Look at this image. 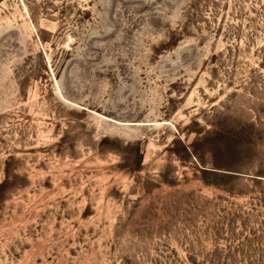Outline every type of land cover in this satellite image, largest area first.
<instances>
[{
	"label": "rangeland",
	"instance_id": "rangeland-1",
	"mask_svg": "<svg viewBox=\"0 0 264 264\" xmlns=\"http://www.w3.org/2000/svg\"><path fill=\"white\" fill-rule=\"evenodd\" d=\"M6 180L0 264H264V0H0Z\"/></svg>",
	"mask_w": 264,
	"mask_h": 264
},
{
	"label": "trees",
	"instance_id": "trees-1",
	"mask_svg": "<svg viewBox=\"0 0 264 264\" xmlns=\"http://www.w3.org/2000/svg\"><path fill=\"white\" fill-rule=\"evenodd\" d=\"M197 154V153H196ZM9 176V173L7 172V177ZM8 187V180H6L5 182H3L1 185H0V191H2L0 193V203L4 200L5 198V189Z\"/></svg>",
	"mask_w": 264,
	"mask_h": 264
},
{
	"label": "water",
	"instance_id": "water-1",
	"mask_svg": "<svg viewBox=\"0 0 264 264\" xmlns=\"http://www.w3.org/2000/svg\"><path fill=\"white\" fill-rule=\"evenodd\" d=\"M145 146H146L145 142L141 144V151L139 154V163L140 164H142V162H143Z\"/></svg>",
	"mask_w": 264,
	"mask_h": 264
}]
</instances>
